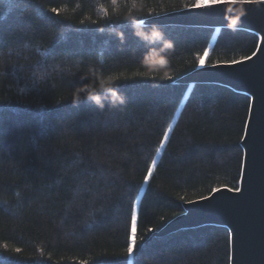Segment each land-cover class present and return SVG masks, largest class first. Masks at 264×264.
Segmentation results:
<instances>
[{
	"label": "trees",
	"instance_id": "1",
	"mask_svg": "<svg viewBox=\"0 0 264 264\" xmlns=\"http://www.w3.org/2000/svg\"><path fill=\"white\" fill-rule=\"evenodd\" d=\"M194 2L0 0L4 264H231L222 226L152 238L184 203L241 180L250 96L177 81L202 57H250L259 36L141 24Z\"/></svg>",
	"mask_w": 264,
	"mask_h": 264
},
{
	"label": "water",
	"instance_id": "2",
	"mask_svg": "<svg viewBox=\"0 0 264 264\" xmlns=\"http://www.w3.org/2000/svg\"><path fill=\"white\" fill-rule=\"evenodd\" d=\"M141 24L241 29L259 36L251 59L203 66L177 81L187 86L222 85L250 96L241 140L244 160L240 191L221 187L204 198L184 203V213L152 238L205 225L222 226L230 233L231 264H264V3L223 1L211 10L183 9L148 18Z\"/></svg>",
	"mask_w": 264,
	"mask_h": 264
},
{
	"label": "snow or ice",
	"instance_id": "3",
	"mask_svg": "<svg viewBox=\"0 0 264 264\" xmlns=\"http://www.w3.org/2000/svg\"><path fill=\"white\" fill-rule=\"evenodd\" d=\"M220 0H195L194 3H190V4H186L184 7L186 9H203V10H211L214 5H216L217 3H219ZM234 2V0H233ZM242 3H251V2H260V3H264V0H241ZM53 12H59L58 9H55L53 8L52 9ZM158 35V33L156 34ZM207 50H205V56L207 55ZM253 55H255V53H253ZM244 59H251L250 57H245ZM243 61H231V62H228V63H232V64H235V63H242ZM160 64H163L164 61H159ZM199 66H204V59L203 57L201 58L200 60V65ZM165 136V139H167V133L164 134ZM161 143L163 144V141H161ZM155 162H153L154 164ZM152 174V169L149 168L148 169V175H146L144 177V180L145 182H148L149 180V177L151 176ZM236 191H240L239 188L235 189ZM137 214L135 211H133L132 215H131V236H130V242L128 244V247H127V253L128 255H132L133 252H134V248H135V245H136V230H137ZM19 251V250H17ZM0 264H4L3 260H0Z\"/></svg>",
	"mask_w": 264,
	"mask_h": 264
},
{
	"label": "clouds",
	"instance_id": "4",
	"mask_svg": "<svg viewBox=\"0 0 264 264\" xmlns=\"http://www.w3.org/2000/svg\"><path fill=\"white\" fill-rule=\"evenodd\" d=\"M101 88H104V83L102 82L101 83ZM106 91H109L111 92L112 89L109 87L107 89H105ZM80 91H85L86 92V95H87V98L89 99H94L97 103L100 102V98L98 95H95V89L94 88H91V87H87V88H81Z\"/></svg>",
	"mask_w": 264,
	"mask_h": 264
},
{
	"label": "rangeland",
	"instance_id": "5",
	"mask_svg": "<svg viewBox=\"0 0 264 264\" xmlns=\"http://www.w3.org/2000/svg\"><path fill=\"white\" fill-rule=\"evenodd\" d=\"M230 1H233V0H230ZM221 2H223V1H221Z\"/></svg>",
	"mask_w": 264,
	"mask_h": 264
}]
</instances>
